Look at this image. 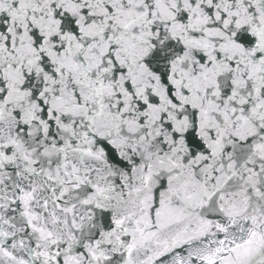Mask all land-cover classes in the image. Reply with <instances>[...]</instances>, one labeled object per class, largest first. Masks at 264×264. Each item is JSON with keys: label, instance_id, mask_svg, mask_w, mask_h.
Returning a JSON list of instances; mask_svg holds the SVG:
<instances>
[{"label": "snow or ice", "instance_id": "obj_1", "mask_svg": "<svg viewBox=\"0 0 264 264\" xmlns=\"http://www.w3.org/2000/svg\"><path fill=\"white\" fill-rule=\"evenodd\" d=\"M0 264H264V0H0Z\"/></svg>", "mask_w": 264, "mask_h": 264}]
</instances>
